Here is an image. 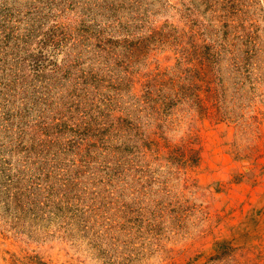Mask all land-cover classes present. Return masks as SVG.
Wrapping results in <instances>:
<instances>
[{
    "label": "rangeland",
    "instance_id": "obj_1",
    "mask_svg": "<svg viewBox=\"0 0 264 264\" xmlns=\"http://www.w3.org/2000/svg\"><path fill=\"white\" fill-rule=\"evenodd\" d=\"M0 264H264V0H0Z\"/></svg>",
    "mask_w": 264,
    "mask_h": 264
},
{
    "label": "trees",
    "instance_id": "obj_2",
    "mask_svg": "<svg viewBox=\"0 0 264 264\" xmlns=\"http://www.w3.org/2000/svg\"><path fill=\"white\" fill-rule=\"evenodd\" d=\"M87 73H89V72L83 73L85 75H83L82 78H81V80H84V82H83L84 85L82 86V88H84L86 85L87 86L89 85V86H92L93 89H95V87H98V85L101 83L100 81L102 79H100V80H97V79H89V80H87V78L89 77V75ZM92 78H100V77L93 76ZM124 79L126 80L127 83H129L130 79H126V78H124ZM92 82H94V83H92ZM103 116L106 118L105 122L109 126L108 130L110 131V133L114 132V133H117V134H119L121 136H124V134L127 131L124 130V126H123V124L120 123L119 118H115L114 116H112L111 118H108L105 115H103ZM90 128L91 127H88L87 129H90ZM94 130L98 133L97 129H94ZM215 248H216V250L218 248H223V249H228L229 250V249L232 248V245L229 243V241L221 240V241L216 242Z\"/></svg>",
    "mask_w": 264,
    "mask_h": 264
}]
</instances>
